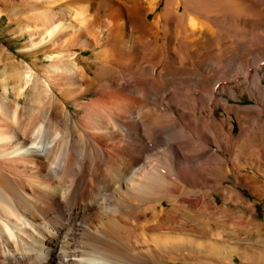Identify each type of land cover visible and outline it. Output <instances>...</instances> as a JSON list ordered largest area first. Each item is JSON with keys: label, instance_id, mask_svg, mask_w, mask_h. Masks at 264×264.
<instances>
[{"label": "bare ground", "instance_id": "6f19581e", "mask_svg": "<svg viewBox=\"0 0 264 264\" xmlns=\"http://www.w3.org/2000/svg\"><path fill=\"white\" fill-rule=\"evenodd\" d=\"M83 1L95 5L86 33L96 39L105 32L97 42L99 58L81 65L77 53H63L75 37L56 34L62 22L42 13L48 18L38 28L36 44L52 46L46 53L52 70L41 83L33 66H26L21 78L30 86V106L17 120L19 128H9L7 119L21 105L12 107L7 90L0 94V125L5 128L0 127V264H131L132 257L138 264H158L155 258L147 260L151 248L146 236L135 231L129 218L143 227L138 223H144L148 210L154 229H159L167 205L165 215L176 221L185 208L173 192L211 186L194 185L187 174L208 169L209 159L241 144L237 136L231 143L224 139L232 135L233 117L227 99L215 100L214 94L228 92L240 100L247 93L256 100L255 108L264 107V0ZM236 18L251 21L252 27L236 26ZM170 23L176 26L171 49ZM213 48L219 57L208 54ZM246 56L257 63L244 60ZM202 82L218 87L216 92L208 87L199 91V109L206 114L195 116L194 102L183 98L186 94L179 88L194 90ZM235 88L241 89L240 95ZM41 90L46 98L39 107L34 104ZM89 93L95 97L87 101ZM166 93L172 98L165 100ZM160 99L168 108L155 123L149 111L159 113ZM218 104L228 117L216 120L214 130L225 126V132L218 131L214 139L206 122L211 106ZM181 105L185 108L176 115L172 106ZM79 110L84 120L77 132L89 140L90 148H76L68 132V118ZM163 156L170 162L167 176L159 164ZM222 161L217 162L227 170ZM164 186L163 195L159 191ZM133 200L134 207L142 206L134 215L128 210ZM205 206L200 204L197 214L205 215ZM198 218L190 215L189 221L201 234L225 229L223 220L204 224V217ZM154 241L159 243L160 237Z\"/></svg>", "mask_w": 264, "mask_h": 264}, {"label": "rangeland", "instance_id": "374dc122", "mask_svg": "<svg viewBox=\"0 0 264 264\" xmlns=\"http://www.w3.org/2000/svg\"><path fill=\"white\" fill-rule=\"evenodd\" d=\"M59 2V0H0V94L7 90L9 94L8 102L12 107L15 108L17 104L21 105V107L18 108L19 110L17 109L15 114H13L12 111V115L10 114V118L8 117L7 119L9 128L11 129L19 128L17 120L19 121L21 119L24 112L27 113L28 108H26V105L30 106V86L25 85V83H23L24 80L21 78L23 72L26 70V66H33V73L41 79V83H43L42 81L48 71L52 70V61L46 58V53L52 51V46L47 44L37 46L36 44L39 39V34H37L38 28L41 27V23L46 21L45 18L49 16V20L53 17L52 22L57 23L59 20L62 22L56 34L63 36L64 34L67 36L72 34L75 37L68 47L71 48V50L59 46L60 48L63 47V53H77L82 57L80 61L81 65L95 62L94 60L99 58L101 48L98 46L97 42H102L105 32L101 33V36L97 35V38L94 39L92 35L86 33L85 30V27H87V24L93 17L95 8L94 3H86V1L83 0L74 2L66 0L62 3ZM45 12L47 15H50L44 17L42 13ZM152 16L150 18H152ZM235 20L236 26L246 29L252 27V22L249 20L247 21L242 18H236ZM170 24L168 33L169 49H171V45L175 39L173 35L176 29L174 23ZM72 27L74 28L72 29ZM253 28V33L255 32L254 34H256L258 29L255 28V26ZM93 41H96L95 43L97 45ZM86 46H88L89 49L83 50ZM208 54L215 58L219 57V51L214 48L209 50ZM170 58L173 60L176 57L173 53H170ZM252 58L253 57L246 56L244 60H253L256 64L257 62ZM176 63L174 62L173 65L178 67V62ZM191 65L193 66L192 63H187L186 66L189 67ZM188 71V69H185V72ZM232 73L233 71L226 73V77H229ZM187 83L189 82L185 81V84ZM205 87L216 92L214 88L218 86L216 82L209 84L202 82L195 83L193 86L194 90L188 91L187 86L179 88L184 93L183 95L186 94L182 96L183 98H189L190 102H194V106L191 103V108L195 116L206 114V111L199 109L200 98L198 94L199 91L203 90ZM235 90L237 94L240 95L241 89L235 88ZM170 94L166 93L162 97L165 100L168 98L170 99L172 98ZM230 95L231 94L228 92L214 94L215 100H219L220 97L227 99V104L231 110L230 115L233 117L232 135H226V138L225 135L223 136L226 141L228 140V143L233 142L234 136H237L238 139H242L243 141H241V144H238L236 148H233V152L231 151V153L225 154L217 153V159H209L210 165H207L208 169L205 166L203 171L199 170L195 175L187 174V177L190 181L194 182V185L202 183L206 185L207 183H211V186L199 187L195 185L189 186L187 189H181V192L180 189L175 191L176 193L173 192L176 198L180 200L179 202L183 205L185 210L183 213H179L176 221L171 222V220H169L170 217L165 215V211L169 206L165 205V211L161 213L159 219L161 227L159 229H154L153 226L155 221L152 219L148 210L146 211V220L144 223H138L139 225H143V227L138 226L136 222L134 223V217L132 219V216L129 218L131 226L136 228L135 231L141 230L146 236V238L144 237L146 240L145 244L151 248L150 252L153 254L147 252L148 261H150L151 258H155L157 261H160H158V264H264V107L258 106L259 108H255L254 106L257 104L256 100L249 97L247 93H245L240 100L231 98ZM93 97H95V95L89 93L86 100H91ZM262 97L264 99V94ZM24 98L27 99V103ZM45 98L46 94L44 90H41V103L39 101L34 105L36 106L38 104L39 107L43 106ZM164 99H160L161 101L159 100L163 104V110L161 109L159 113H155L152 110L149 111V114H152L150 115L153 119L152 122L157 123L158 119L161 120L164 118V113L167 112L166 110L168 108ZM183 107L185 108V105H183ZM183 107L182 105L178 108L172 106L176 115L178 110L183 111ZM211 107L214 108L213 111L209 112L210 114L206 124L207 128L209 126L208 129L212 133L214 139H217V132L220 130L224 131L225 126H223V129L217 128L218 131H215V125L224 116L228 117V112L225 111L221 104H218V106L212 105ZM71 109L73 110V107H71ZM214 109L216 111H214ZM74 112L70 115L67 122L68 132L72 134L73 145L76 148H90V144H88L89 140L85 137H81L77 132L79 130V124L84 120V116H82L84 112L83 110ZM153 113H155L156 118ZM2 117L0 112V119H2ZM216 120L218 121L216 122ZM1 126L2 125H0V127ZM3 128H0V132L3 131ZM220 136L223 137L221 133ZM234 159H236L238 164H236L237 162ZM222 160H226L227 170H223L222 168L224 163L217 162ZM166 162L170 163L165 156L159 159V164L162 166L161 171H163V173L167 172L168 165ZM167 175L168 172L166 176ZM166 188V186L162 187L161 191H159L160 194H165L164 191H167ZM134 201L135 200H133L132 207L128 208L133 215L142 207L141 204H139L138 207H134ZM205 202L207 206V208H205V215L197 214V207L200 204L205 206ZM122 209L124 210L125 208ZM190 215L196 218L200 216L198 219L204 217V224L210 220H223L225 222V229L220 231L221 228L214 227L213 230L210 231L211 233L201 234V232L198 231L199 229L191 226L189 221ZM135 225H137V227ZM155 236L160 237L159 243L154 241ZM116 250L120 251L118 247H116ZM209 250L210 252H208ZM117 251H115V253H117L116 255L119 254L118 257L120 256L119 258H121V252ZM129 262L131 264H138L137 262L139 261H137L135 257H132Z\"/></svg>", "mask_w": 264, "mask_h": 264}]
</instances>
